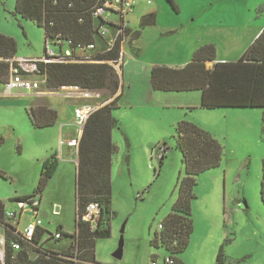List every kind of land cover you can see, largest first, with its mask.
Returning <instances> with one entry per match:
<instances>
[{
  "label": "rangeland",
  "instance_id": "rangeland-1",
  "mask_svg": "<svg viewBox=\"0 0 264 264\" xmlns=\"http://www.w3.org/2000/svg\"><path fill=\"white\" fill-rule=\"evenodd\" d=\"M174 1L179 13L168 0H135L136 6L127 16L140 37L132 43L130 37L123 43L125 66L132 65L134 74L128 76L125 92L119 94V108L114 110V116L121 122V128L114 132L118 147L112 171L114 215L110 221L111 236L97 242L96 259L101 264H152L153 258L162 264L168 255L165 249L153 247L151 241L178 198L176 187L184 176V167L174 137L178 112L144 98L149 70L158 65L180 64L192 47L201 42L216 43L220 58L235 61L239 59L236 51L222 49L224 43L212 32V26L221 20L250 16L264 20V0ZM15 8L16 0H0V33L16 39L19 59L43 58L44 29L15 16ZM152 14L156 15V24L143 27V19ZM132 49H138V53ZM188 58L191 60L192 56ZM33 79L46 91L44 77L34 75ZM132 81L136 85L129 91L128 84ZM5 91V85L0 83V141L4 140L0 147V171L4 174L0 175V199L7 211L20 212L17 202L12 200L33 195L43 163L31 150L37 151L46 139L35 133H50L52 128L33 130L31 126L27 115L30 107L25 104L35 102L37 93L18 90L7 96ZM17 93L24 96H13ZM102 94L108 96L109 92ZM63 95L60 92L46 97L49 105L60 112L58 127L67 126L62 141L58 139V170L39 206V219L51 234L60 227L67 234L76 230L77 163L67 156L68 147L74 148L73 143L80 137L76 128L69 127L75 122L74 110L79 104ZM262 112V109L194 112L214 117L212 125L217 126L220 138L217 140L224 146V157L220 167L197 179V198L192 204L194 233L190 246L179 256L185 264H216L226 238L233 239L225 248L226 264H264ZM242 113L251 115L245 124L237 118ZM225 115L230 116L225 119ZM162 145L167 148L163 161L159 157ZM244 201L247 208L242 206ZM34 220L32 214L26 213L21 228ZM122 240V258L118 259L115 254ZM68 244L69 240L64 238L54 246L64 250Z\"/></svg>",
  "mask_w": 264,
  "mask_h": 264
},
{
  "label": "trees",
  "instance_id": "trees-1",
  "mask_svg": "<svg viewBox=\"0 0 264 264\" xmlns=\"http://www.w3.org/2000/svg\"><path fill=\"white\" fill-rule=\"evenodd\" d=\"M104 0H16L15 16L29 20L45 31V39L61 34L74 43L104 42L97 38L94 30L92 11ZM179 13L174 0H168ZM83 20V22H80ZM156 24V15H149L142 26ZM140 32L131 35L130 42L138 39ZM18 42L15 38L0 33V83L6 84L10 77L11 60L17 58ZM120 44L112 52L99 53L96 58L102 61L119 57ZM217 49L214 44H205L195 51L193 58L184 68L154 66L151 70V85L160 92H202L201 107L214 110L220 108H259L264 110V31L249 47L241 59L231 63H216ZM207 63H214L212 69ZM39 76L46 79L48 89L57 90L63 86H80L85 89L109 92L103 98H114L121 87L117 72L107 63H38ZM120 97L95 111L84 127L78 146L76 181V230L64 233L69 240L66 249L54 246L62 241L46 237L51 233L40 229L34 243L42 246L35 250L41 256L31 258L34 250L24 245L14 251L11 242L17 237L9 234L5 264H101L96 259V246L100 239L111 236L110 221L112 211V162L117 146L112 133L120 128V121L113 112L119 108ZM33 126L37 129L54 126L58 121L57 111L48 107L31 108L28 112ZM176 146L182 154L184 176L177 184L178 198L171 213L162 222L163 230H156L151 245L163 248L175 260V264H185L179 256L191 243L194 233L192 204L197 198L195 188L197 179L203 173L218 168L224 157V146L208 131L189 121L179 122L174 129ZM262 138L264 140V112L262 119ZM165 155L161 159L163 161ZM162 164V162H160ZM59 167L57 154L42 163L37 188L33 195L19 197L13 202H26L36 196L42 200L44 191ZM0 175H4L0 171ZM261 199L264 204V160ZM90 204H98L100 212L96 228L83 217ZM6 205L0 200V223H5ZM233 241L231 238L221 244L216 264H226L225 248ZM156 259V258H153Z\"/></svg>",
  "mask_w": 264,
  "mask_h": 264
},
{
  "label": "built area",
  "instance_id": "built-area-1",
  "mask_svg": "<svg viewBox=\"0 0 264 264\" xmlns=\"http://www.w3.org/2000/svg\"><path fill=\"white\" fill-rule=\"evenodd\" d=\"M136 6L135 0H104L93 11L92 17L94 20V30L97 38L104 42V48L98 49L97 43L91 44H76L72 39H66L61 34L56 37L45 39V56L37 60L19 59L11 60L10 77L5 84V95L10 96L14 91L26 90L34 91L36 95H55L60 92L63 96L81 101L79 107L74 111V121L71 127L77 129L78 136L83 135L84 127L90 116L98 109L110 104L114 98L104 99L101 91L85 89L80 86H63L57 90L48 89L46 79L43 83L46 85V91L41 90V83L34 80L33 76H39L38 63H107L117 72L119 77L123 75V66L126 63L123 43L130 38L133 29L127 16L134 10ZM83 22V20H80ZM110 30L112 34H110ZM120 44L119 57L115 60L102 61L96 58L99 53L112 52L116 46ZM81 140V139H80ZM80 140H76L74 147L79 146ZM159 157L163 158L167 148L165 145L159 147ZM41 204L40 197L36 196L26 202H17L20 212L7 211L5 212V223H0V264H5L7 254V244L9 242V234L17 237L16 241L11 242L14 251H20L24 245L32 247L34 250L31 253L32 259H37L41 256L35 250L42 246L35 244L34 240L40 229L45 228L44 223L39 219V206ZM100 208L98 204H90L87 207V212L83 219L92 224V229L96 228ZM26 213L32 214L35 220L29 223L26 227L21 228V220ZM164 225L161 223L158 230H163ZM55 240L64 238L62 231H57L54 234L46 235ZM152 264H161L157 259L152 260ZM162 264H175L174 258L166 256Z\"/></svg>",
  "mask_w": 264,
  "mask_h": 264
},
{
  "label": "crops",
  "instance_id": "crops-1",
  "mask_svg": "<svg viewBox=\"0 0 264 264\" xmlns=\"http://www.w3.org/2000/svg\"><path fill=\"white\" fill-rule=\"evenodd\" d=\"M130 25H131V23H130ZM263 31H264V20L261 19L260 17L250 16L249 18L229 19V20H221V21L217 22L214 26H212V32H214V34H218L220 36V40L224 43L222 45V49H224V51H228V50L236 51V53H237L236 57H239V59H237L235 61H228L225 58H220L219 57V50L217 48V44L213 42L214 45L216 46V49H217L216 63H231V62L239 61L241 59V57L245 54V52L249 49V47L259 38V36L263 33ZM110 34H112V33H110ZM203 43L204 42H201L200 44L196 43L194 45V47H192L190 54L189 53L186 54L183 62H180V64H172L170 66L167 65V67L175 68V69L184 68L192 60V59L187 60V59H189L188 58L189 55L192 56V58H193L195 51L198 50L201 46L205 45ZM213 43H208V44H213ZM236 43H239V44H236ZM97 45H98L99 50H102L104 48L103 45H100V44H97ZM132 51L135 53H138V49H132ZM226 57H228V56H226ZM159 66H166V65H159ZM213 67H214V63H207V68L212 69ZM133 70L134 69H133L132 65H128V66L124 65L123 66V75L120 78L121 87H120V90L118 91L117 95L114 97V99L117 97H121V96H119V94L121 93L122 90L124 91L125 82L127 81L128 76L130 75L131 77H133V74H134ZM151 70H152V68L149 70V74H148L149 79L146 81V86H145L146 89L144 92V94H145L144 98H148L152 101H155L158 105H160L162 107L173 108L178 112V114L176 115V120H175L176 122H174V129L179 122L190 121V122L196 124L197 126L201 127L202 129L210 132L216 139H220L218 137V132H216L217 126L212 125V120L214 117H212V115H207L205 113H194L196 111L198 112L199 110L211 111L208 109H203L201 107L202 92L201 91H193V92H160V91H154L152 88V85H151ZM122 83H124L123 86H122ZM135 85H136L135 82L132 81L130 84H128V90L130 91V90L134 89ZM13 96H21L22 97V96H24V94L17 93ZM47 96L48 95H45V96L35 95V99H36L35 102H31L30 104H28V101H26L25 106L30 107V109L36 108V107H48L50 109H53V110L57 111V113H58V122H59L60 112L57 108H54V107L49 105V103L47 102V99H46ZM81 103H82L81 101L75 100V104H79V106H80ZM131 107H133V105H131ZM221 109L245 110V109H259V108H220V109H214V110H221ZM29 110H27V115H28V118L30 120V117L28 114ZM263 112H264V110H263ZM263 112H262V119H263ZM113 114H114V112H113ZM197 114H200V115H197ZM229 116L230 115H225V119L228 118ZM237 116H238L237 118H241V120H243V123L245 124V121H247V118H250L251 115L246 114V113H242L241 115H237ZM215 118L217 119V117H215ZM30 122H31V120H30ZM120 124H121V122H120ZM31 126H32L33 130H45L48 128H52L50 133H39L40 135H37L35 133L36 136H41L46 140L43 141V145H41V147L38 146L37 151H35L32 148L31 152L40 159L39 161L44 162L45 160L50 158L52 155L57 154L56 151L58 149V139L60 138V141H62V136L64 135V131H65L67 126L58 127V125L56 123L54 126H51L48 128L37 129L33 126L32 122H31ZM70 126L71 125H69V127ZM120 128H121V126H120ZM67 130H70V129H67ZM114 132H115V130L112 133V139H113L114 144L116 145ZM81 137H82V135H80L79 140L81 139ZM2 143H4L3 139H1V141H0V147H1ZM68 148H69V154L67 157L75 158L76 163L78 164V147H74V148L68 147ZM117 150H118V147H117ZM65 151H66V149L63 147L62 148V153H63L62 157L63 158L65 157ZM113 159H114V157H113ZM77 169H78V167H77ZM112 171H113V162H112ZM22 197H25V196H22Z\"/></svg>",
  "mask_w": 264,
  "mask_h": 264
},
{
  "label": "water",
  "instance_id": "water-1",
  "mask_svg": "<svg viewBox=\"0 0 264 264\" xmlns=\"http://www.w3.org/2000/svg\"><path fill=\"white\" fill-rule=\"evenodd\" d=\"M242 206H243L244 208H247V207H248L247 202L244 201V202L242 203ZM122 252H123V240L120 242V247H119L117 253L115 254V257L118 258V259H121V258H122Z\"/></svg>",
  "mask_w": 264,
  "mask_h": 264
}]
</instances>
